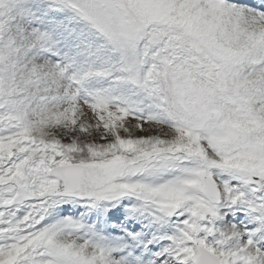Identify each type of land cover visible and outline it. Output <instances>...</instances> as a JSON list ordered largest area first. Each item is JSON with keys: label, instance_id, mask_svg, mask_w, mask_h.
I'll use <instances>...</instances> for the list:
<instances>
[{"label": "snow or ice", "instance_id": "6c2138e0", "mask_svg": "<svg viewBox=\"0 0 264 264\" xmlns=\"http://www.w3.org/2000/svg\"><path fill=\"white\" fill-rule=\"evenodd\" d=\"M0 264H264V0H0Z\"/></svg>", "mask_w": 264, "mask_h": 264}]
</instances>
